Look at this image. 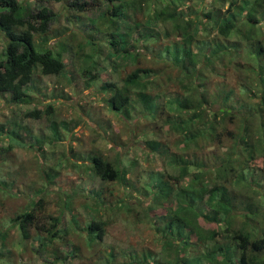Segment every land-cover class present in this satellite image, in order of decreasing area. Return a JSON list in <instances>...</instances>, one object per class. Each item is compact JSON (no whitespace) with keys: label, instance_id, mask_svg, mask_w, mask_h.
<instances>
[{"label":"rangeland","instance_id":"rangeland-1","mask_svg":"<svg viewBox=\"0 0 264 264\" xmlns=\"http://www.w3.org/2000/svg\"><path fill=\"white\" fill-rule=\"evenodd\" d=\"M20 1L31 12L48 8L55 13L46 34L35 33V43L38 50L47 42L55 53L60 52L65 68L50 75L37 69L24 87L31 96L29 103L0 92V264H222L215 261L235 255L236 242L228 228L258 229L255 238L264 236V113L259 111L264 109V97L259 92L257 98L240 99L245 82L259 83L247 68L242 50L234 52L237 62L229 65L223 59L201 64L203 71L196 75L200 93L217 102L198 110L199 116L191 121L195 103L186 98L194 92L176 77L187 78V74L164 67L153 57L176 40L175 34L166 35L172 22L157 17L146 0L125 4L120 26L113 30L104 20L105 0H79L89 3L87 10L67 8L62 0ZM261 27L260 37L264 21ZM214 30L213 36H219ZM112 32H122L125 51L117 53L110 46ZM230 39L235 45L242 36ZM5 48L6 36L0 30V59L6 57ZM140 66L154 69L147 89L155 112L144 114L134 94L125 112L112 110L108 101L112 89L105 83L123 88L125 77ZM140 78L144 83L149 79L144 73ZM229 89H234L230 103H237L236 118L220 109L223 90ZM177 98L186 100L188 108H177ZM49 104L53 111L46 113ZM37 109L42 111L39 117L29 115ZM181 119L190 122L197 138L187 141ZM211 124H215L213 138L209 137ZM92 155L113 162L129 183L115 177L104 180L93 173L87 166ZM184 159L202 162L205 169L190 163L185 171ZM48 173L56 175L51 183L46 180ZM160 175L169 189L157 187ZM192 181L198 186L226 184L236 201L233 218L223 219L217 207L208 204L207 196L198 204L204 215L195 222L186 218L189 210L182 203L188 202L174 193L175 187ZM146 182L156 184L148 187L152 189L148 197L143 195ZM170 188L169 200L159 202L156 196L161 189ZM25 210L34 211V224L40 226L29 225L28 235L15 221ZM77 214L80 225L74 226ZM177 214L188 222L179 237L169 226ZM50 216H60L59 227L66 231L52 242L46 239L52 228ZM92 221L104 222L102 237L88 235L87 224Z\"/></svg>","mask_w":264,"mask_h":264},{"label":"trees","instance_id":"trees-1","mask_svg":"<svg viewBox=\"0 0 264 264\" xmlns=\"http://www.w3.org/2000/svg\"><path fill=\"white\" fill-rule=\"evenodd\" d=\"M65 3V7L69 8L70 5L77 7L79 10L89 9V3L79 2V0H62ZM108 4V8L104 17V20L108 27L117 28L120 26L121 11L124 10L125 4L135 2L136 0H105ZM150 9H154V14L160 17L164 22H172V30L167 31L166 35H176V40H173L169 44H166L156 54H154V60L162 62L164 67L178 69L179 73L184 72L187 74V78H181L176 76L179 81L182 82L184 87L190 92H194L192 98H186L187 101H193L195 103V111L191 115V121L198 115V110L204 111L209 105L217 102V99L210 100L207 94H201L200 88L197 85L196 75L200 69L201 64L206 62L210 64L215 59L224 60L225 65H229L235 61L234 52L237 49L243 51V59L246 61V66L252 75H256L259 78V83L253 85L252 83L245 82L241 88L240 99L244 96L249 98H257V95L263 93L264 97V36H259L262 22L264 21V0H146ZM156 5L152 8V5ZM227 5V6H226ZM226 6V9H224ZM158 7V8H157ZM199 8V9H198ZM157 9H159L157 11ZM223 14V15H221ZM262 17V20L260 18ZM55 13L48 9L42 8L39 12H31L20 0H0V30L4 32L6 36V57L0 59V92L12 93V99L19 103L31 102V96L25 91V86L32 80L34 73L37 69H41L45 75L58 74L65 68V62L61 58V53H55L53 48L48 43H43L41 50H38L35 43V33H45L48 31V25L53 20ZM201 17V18H200ZM153 19L150 21L152 22ZM222 21V23H220ZM220 23V24H219ZM214 28L218 31L219 36H213L215 33ZM202 35L198 38L197 35ZM242 36V40L236 41V44H232L231 36ZM181 37V38H180ZM110 46L115 49V52L125 51L126 39H124L122 32H112L109 37ZM193 45L196 47L194 48ZM129 52V50H128ZM89 71V70H88ZM153 68L140 66L134 71L130 72L125 77L124 87L121 88L114 83H105L112 89V94L109 97V102L112 105V110L122 113L126 111V107L132 101V94L138 97V100L143 104L144 114H153L155 112V101L150 92H148L149 82L152 84L153 80L148 76L153 72ZM87 72V70H86ZM149 77L144 83L141 80V75ZM170 80L172 77L168 73ZM137 86H141L137 89ZM258 93V94H257ZM234 96V89L227 91L223 90L222 107L221 112L228 114V116L237 117V103H230V99ZM182 101L177 98L174 105L177 108H188L187 101ZM251 105V104H250ZM264 106V98L261 102ZM233 110V111H232ZM53 111L52 104H49L45 110L46 113ZM264 113L263 110H259ZM42 111L40 109L30 112L29 115L39 117ZM218 115V113H217ZM183 131L186 133L185 137L187 141L197 138L199 134L195 135L191 133L189 129L190 122L181 119ZM246 130V127L244 128ZM264 129V121H263ZM204 134V133H203ZM215 124H211L209 137H215ZM235 142L237 143V136L234 135ZM242 136V139H247ZM158 145V144H155ZM262 151H264V142H262ZM153 147H156L153 145ZM261 151V152H262ZM253 157V155H251ZM67 161L73 165L76 162L67 158ZM87 166L93 173L101 177L104 180L120 179L124 183H129V180L120 169H116L113 162L104 159L99 155H92L87 161ZM78 163V162H77ZM185 171L187 165L192 163L195 167L205 169V164L194 160L190 162L188 159H184ZM218 169V168H217ZM223 172V171H222ZM204 172H202L203 174ZM219 179L221 174L217 171ZM56 175L48 173L46 180L50 183L53 181ZM157 187L162 185L168 186L169 183L164 179V176L157 177ZM179 180V179H178ZM194 180V179H193ZM135 183L131 182V187L134 188ZM146 191L143 193L144 197H148L150 189L148 187L155 188L156 184L145 183ZM150 185V186H149ZM84 191L82 185H79ZM178 189L174 194L188 202V204L182 203L184 209L189 213L191 222H195L200 215H204L203 210H199V202L207 196V202L211 207H217L219 214L223 217L234 215V209L236 207V201L234 193L224 183H218L217 181L213 186L200 185L198 186L195 181L181 187H175ZM169 189V186H168ZM137 190L139 192L140 188ZM152 190V189H151ZM173 190L170 188L167 192L161 189V192L156 196L157 200L161 203L169 200ZM88 196V194H87ZM103 197V196H101ZM141 199V197H138ZM96 199V197H95ZM102 200V198H99ZM41 198L34 202L32 206L40 203ZM34 211L25 210L18 213L15 216V221L21 223V227L24 230V234L28 235L27 227L34 224ZM52 221L51 229L47 230L48 238H46L41 232L39 235L43 238L49 239V242L54 241L53 238L60 237L66 233L65 229L59 227L60 216H50ZM49 217V218H50ZM74 223L79 222V215L73 216ZM102 221H92L87 224L88 235L92 238H100L103 234ZM188 223L187 220L178 214L169 221V226L175 228L178 237L182 235L185 230V226ZM38 226V224L36 225ZM40 227V226H38ZM231 235H227L234 239L235 243V255L228 257L225 255L222 260H216L215 262L222 264H264V257L261 251H264V236L255 238V233H258V229L245 230L242 228H231ZM219 249H223L220 247ZM217 256V254H216ZM3 264H6L4 262ZM176 264H179L176 261ZM191 264H196L191 261Z\"/></svg>","mask_w":264,"mask_h":264}]
</instances>
